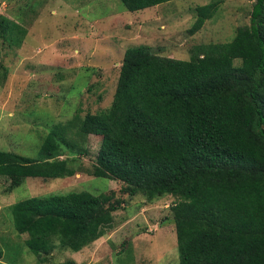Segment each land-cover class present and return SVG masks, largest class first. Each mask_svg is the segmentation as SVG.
Masks as SVG:
<instances>
[{
    "label": "trees",
    "instance_id": "16d2710c",
    "mask_svg": "<svg viewBox=\"0 0 264 264\" xmlns=\"http://www.w3.org/2000/svg\"><path fill=\"white\" fill-rule=\"evenodd\" d=\"M120 1L138 11L169 0ZM217 7L195 6L189 32ZM25 33L0 14V38L9 45L19 46ZM6 78L0 70V86ZM75 128L80 142L69 135ZM87 135L100 139L92 175L121 181L130 195H177L178 264H264V0L252 1L249 24L231 40L200 44L187 60L126 48L110 107L54 124L35 158L0 150V176L15 186L27 177L72 176L81 162L68 152L85 154ZM114 193H50L9 210L34 255L51 251L54 238L75 252L113 223L121 204Z\"/></svg>",
    "mask_w": 264,
    "mask_h": 264
},
{
    "label": "rangeland",
    "instance_id": "374dc122",
    "mask_svg": "<svg viewBox=\"0 0 264 264\" xmlns=\"http://www.w3.org/2000/svg\"><path fill=\"white\" fill-rule=\"evenodd\" d=\"M214 1V15L190 33L195 6ZM252 1L169 0L129 11L120 0H0V14L26 30L19 46L0 38V70H7L0 86V150L35 158L54 124L110 107L126 48L145 45L157 55L187 60L192 48L229 41L248 25ZM76 134V128L69 133L79 141ZM99 141L87 135L85 154L68 152L81 162L72 176L27 177L16 186L0 176V264H178L171 205L179 198L130 195L121 191V181L92 175ZM71 190L114 191L121 204L113 223L79 251L54 238L51 251L34 255L26 233L14 228L9 205Z\"/></svg>",
    "mask_w": 264,
    "mask_h": 264
}]
</instances>
